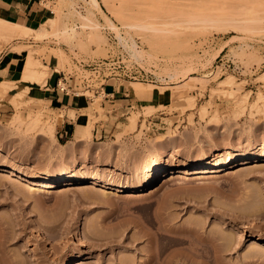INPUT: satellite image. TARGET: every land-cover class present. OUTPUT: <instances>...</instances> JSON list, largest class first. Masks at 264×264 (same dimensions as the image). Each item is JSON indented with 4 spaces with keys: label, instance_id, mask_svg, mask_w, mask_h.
I'll return each instance as SVG.
<instances>
[{
    "label": "rangeland",
    "instance_id": "374dc122",
    "mask_svg": "<svg viewBox=\"0 0 264 264\" xmlns=\"http://www.w3.org/2000/svg\"><path fill=\"white\" fill-rule=\"evenodd\" d=\"M45 4L48 19L53 18L48 32L0 37V53L11 49L25 58L31 50L48 64V77L53 68L65 71L82 105L52 108L33 97L31 87L39 82L23 76L14 81L13 89L0 95L6 109L0 114V165L27 173L99 176L100 181L45 189L0 171V264H70L80 252L82 264H147L160 241L169 244L174 264H264V160L181 174L143 195L102 190L109 181L139 185L171 165L264 153V0ZM234 14L237 25L202 23L203 16ZM64 27L70 31L61 32ZM133 40L144 51L141 59L132 55ZM106 57H114L116 67L132 63L147 72L146 80H120L152 89L161 100L108 120L111 106L105 105L101 86L120 80H99L87 65ZM85 77L94 83L91 90L82 84ZM229 77L232 86L221 81ZM17 113L22 122H13ZM29 114L39 115L43 126L27 127ZM63 117L73 128L69 137L61 136V127L56 130ZM133 118L136 127L129 131ZM101 119H107V131H101ZM87 121L93 122L92 134L80 139L78 126ZM50 123H55L54 137L47 131ZM165 224L172 230L162 236L158 228Z\"/></svg>",
    "mask_w": 264,
    "mask_h": 264
},
{
    "label": "bare ground",
    "instance_id": "6f19581e",
    "mask_svg": "<svg viewBox=\"0 0 264 264\" xmlns=\"http://www.w3.org/2000/svg\"><path fill=\"white\" fill-rule=\"evenodd\" d=\"M92 1L94 2V4H97L98 0H92ZM250 20H248V21L251 22ZM91 21H92V19H91ZM238 21H239V18L235 14L231 17H226V15H222V16L218 15V17H215V18H211V17H207V16L202 17V23L204 22L207 25H226L229 23L237 25ZM253 21H255V19ZM52 23H53V18H50L45 23L41 24L40 27L32 29L28 26H25L24 24H22L20 22L19 23L11 22V21H8L6 18L0 17V37H5V38H12V37H16V36L17 37H24V36H28L30 33H33L37 37H41L42 35H44L48 32V30H49L48 26L49 25L51 26ZM138 24L137 25L133 24V26L135 25L138 27L139 26L142 27L140 25V23H138ZM94 25L96 26L97 23L94 22ZM253 25H255V24H253ZM129 26H130V24H129ZM131 26H132V24H131ZM239 26H241V25L239 24ZM250 26H252L251 23H250ZM247 27H246V29H248ZM251 28H253V26ZM248 30L250 31L251 29H248ZM68 31H70V30L67 29V27H64L61 29V32H63V33L64 32L66 33ZM71 31H72V29H71ZM71 34H74V32L73 33L71 32ZM121 38L122 37H120V39ZM122 39H124V38H122ZM99 40H102V39H100V37H99ZM133 43H134V40L131 44L133 46V49H132V47H130L131 45L129 46V48L133 50V52L131 50L132 55L136 59H139V58L141 59L143 57L144 51L138 50L135 47L136 43H134L135 46ZM28 48H30V47H28ZM47 65L43 64L42 62H40V60L35 58V56L31 50L28 51V53L26 54V58H25V64L23 66L24 67V70H23L24 75L22 74L23 80H34L36 82H39L42 85V83H45L46 78L48 77L47 70L44 68V67H47ZM42 66H43V68H42ZM189 77H195V76L189 75ZM221 81H222V83L224 82L223 84H227V86L228 85L232 86L234 84V80L230 77H229V79L223 78ZM138 84H139V82H138ZM140 84H142V83H140ZM15 85L16 84L13 81H9V80L3 81L2 80V82L0 83V95L7 94L11 89H13V87ZM22 93L20 92V94H22ZM24 93H25V90H24ZM20 94L17 95V93H16L17 96H20ZM178 95L179 94H177V96ZM12 99L14 100V97H12ZM12 99H11V101H12ZM13 103L15 106H17L16 102H13ZM29 115L31 116V120H30V123L26 122V124L28 123L27 125H29L27 127H30L33 129H38L41 126H43V124L41 123L39 115H37V116H32V114H29ZM16 116H15L16 118L13 120V122L15 120L18 121L17 119H19V118H20L19 121L22 122V119H21L22 115L19 113ZM135 118H133L131 120V123L128 124L129 125V131H130V129L132 131L136 127ZM52 123L47 125V131H49V133H51V136L53 135V137H54L55 123L54 124H52ZM78 127H79L78 129L81 133V139H84L85 137L90 136L92 134L93 122H91V121L81 122ZM41 130L42 131L44 130L43 127L41 128ZM117 134L119 135V132ZM263 160H264V153H250V154H247L246 156H244L240 159H237L235 161L219 162L216 160L210 161V160L204 158V159H201L197 162L184 164L183 166H173V165L168 166V167L162 169L161 172L156 177L147 178L146 180L143 181V183H141L139 185H137V184H135V185L115 184V183L110 182V181L105 182V184H103L102 190H103V192H106V194L110 193L112 195H119V194H121V195L124 194L126 196L143 195L144 193H146L147 191H149L153 187L158 186V185L162 186V185L168 183L169 181H171L174 177L180 176L181 174H206V173H211V172L215 173L217 171H223V170H226L228 168H233V167L245 168V167H248L249 164H251V163L263 161ZM0 171L6 173V175H8V176H17V178L19 177L22 180H25V181L32 183V184H36L39 187L45 188V189L50 188V187H58V186H62V185L68 186V185H74V184H89L90 186H93V185H98V182L100 181L99 176H93L91 178H88L85 175L75 176V175H72L70 173L63 174L60 176H55V175H51V174L27 173V172H22L15 167H9V166H5V165H0ZM162 226L163 227H159L158 229L161 231L162 236H166L165 232H168V230H172V229L170 226H169L170 228H168V226L166 224L162 225ZM260 235L261 234H259L258 237H260ZM162 236H161V238H162ZM154 243H155L153 246L154 248H153V251L151 252V255H149L150 258H149L147 264L148 263L149 264H172L173 259H174L173 258L174 255H171V253L168 252L169 251L168 250L169 244H166V243L163 244V242L161 243V241L160 242H154ZM84 258H85V254L83 252H80L70 264H82L84 262ZM177 259L179 260V258H177ZM174 262H175V260H174ZM181 262H183L182 264H184V260H182Z\"/></svg>",
    "mask_w": 264,
    "mask_h": 264
},
{
    "label": "crops",
    "instance_id": "0c3cea01",
    "mask_svg": "<svg viewBox=\"0 0 264 264\" xmlns=\"http://www.w3.org/2000/svg\"><path fill=\"white\" fill-rule=\"evenodd\" d=\"M46 0H0V17L6 18L8 21L22 23L32 29L40 27V25L49 18V9L45 4ZM52 12V11H51ZM26 58V57H25ZM25 58L22 53L6 49L0 53V83L2 80L18 81L22 80L23 66ZM52 74L48 77L43 85H34L31 87L33 97L47 102L52 108H68L78 110L82 105L81 95L65 93L58 89L57 81L61 76V70L52 69ZM123 84L120 81L109 82L104 87V103L109 104L111 108L106 109L107 119L115 122L120 116H123L126 109L134 106L147 107L153 100L160 101V93H154L143 87L137 88L135 85ZM104 103H102L104 105ZM49 106V107H50ZM5 108L0 104V114L5 112ZM107 119H101V131H107L109 124ZM114 124V123H113ZM61 129V136L69 137L73 132V128L68 125V119L63 117L56 125V130ZM79 138L81 139V133Z\"/></svg>",
    "mask_w": 264,
    "mask_h": 264
},
{
    "label": "built area",
    "instance_id": "2783aa9c",
    "mask_svg": "<svg viewBox=\"0 0 264 264\" xmlns=\"http://www.w3.org/2000/svg\"><path fill=\"white\" fill-rule=\"evenodd\" d=\"M114 57H106V58H98L97 60L91 61L87 63L88 67L92 69L99 80L106 79L109 77L115 79H148L149 74L136 65L132 63H128L125 66H121V68L116 67ZM67 73L65 71H61V76L58 78L57 87L60 91L65 93H71L75 95H80L77 90V87H72L71 84H68ZM72 77V76H69ZM82 84L85 88L91 90L93 86V81H90L88 78H83ZM105 85L101 87L104 88Z\"/></svg>",
    "mask_w": 264,
    "mask_h": 264
}]
</instances>
